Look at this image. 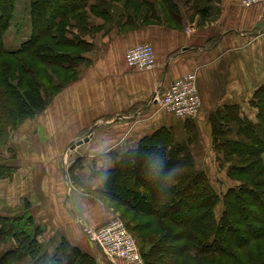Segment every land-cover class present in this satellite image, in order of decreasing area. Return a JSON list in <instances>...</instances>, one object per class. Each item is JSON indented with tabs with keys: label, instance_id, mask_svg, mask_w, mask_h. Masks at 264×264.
Masks as SVG:
<instances>
[{
	"label": "crops",
	"instance_id": "obj_1",
	"mask_svg": "<svg viewBox=\"0 0 264 264\" xmlns=\"http://www.w3.org/2000/svg\"><path fill=\"white\" fill-rule=\"evenodd\" d=\"M199 1L203 12L180 6L181 23L168 14L162 0L124 1L119 23L98 16L97 30L82 37L89 43L83 54L88 62L69 71L73 78L35 119L40 124L32 135L41 139V151L32 150L12 163L2 161L16 168L17 179L12 183L9 179L0 189V215L21 216L22 223L31 217L40 229L37 240L52 253L66 242L96 264H110L87 231L111 219L102 202L103 177L109 169L104 163H114L115 157L111 152L104 155L105 149L136 148L166 128L174 132L176 143L189 144L200 163L211 148L209 139L199 135L210 136V116L233 105L243 106L247 95L264 86V4L246 7L240 0ZM131 2L135 8H127ZM31 5L32 0H20L10 26L21 37L19 44L32 35ZM92 7L86 8L89 20L96 17ZM5 39L7 49L13 50ZM146 42L155 48L156 68H130L127 50ZM191 72L198 78L203 121L157 117L154 97ZM92 124L103 127L94 130L89 128ZM82 131L86 134L77 138ZM87 135H91L88 142L73 148ZM8 245L17 246L10 239ZM24 261L19 264L29 260Z\"/></svg>",
	"mask_w": 264,
	"mask_h": 264
},
{
	"label": "trees",
	"instance_id": "obj_2",
	"mask_svg": "<svg viewBox=\"0 0 264 264\" xmlns=\"http://www.w3.org/2000/svg\"><path fill=\"white\" fill-rule=\"evenodd\" d=\"M15 1L0 0V142L9 137L10 130L35 120L53 96L45 94L39 70L32 61L37 58L51 67L50 77L58 76L57 68L69 72L88 62L83 54L89 43L82 37L89 27V0H33L32 35L20 49L9 50L3 36L11 26ZM100 1L96 13L112 22L113 3ZM162 1L168 14L179 23L183 22L182 4L203 12L199 0ZM57 80L55 91L66 82ZM252 105L257 109L256 121L240 117L235 105L227 113L213 115L215 142L225 152L230 175L240 181L223 195L208 174L197 168L190 146L176 143L169 129L160 128L138 147L121 156L115 154L118 161L103 177L105 195L146 217L171 223L160 237L154 234L148 246L137 241L146 264H163L162 260L168 264H264V243L254 251L245 250L244 257L249 261L238 254L264 239V86L254 93ZM144 157L151 160L146 163ZM187 168L190 170L183 171ZM7 170L13 171L14 167L1 163L0 176L8 175ZM140 185L146 192L140 190ZM221 204L223 210L218 217ZM22 219L0 215V264H19L25 258L28 264H96L66 242L52 253L37 240L40 231L32 218L24 223ZM146 227L152 228V223ZM9 239L15 240L17 246H9Z\"/></svg>",
	"mask_w": 264,
	"mask_h": 264
},
{
	"label": "rangeland",
	"instance_id": "obj_3",
	"mask_svg": "<svg viewBox=\"0 0 264 264\" xmlns=\"http://www.w3.org/2000/svg\"><path fill=\"white\" fill-rule=\"evenodd\" d=\"M19 1L20 0L15 1L14 13H15V10H16V7H17V4L19 3ZM24 1L26 3H28V0H24ZM124 1H127V0H113L112 1L113 2V8H111V9L113 10V14H114L112 17V19H113L112 23L120 21V18H121L120 11H124L125 6H126V5H121ZM181 1H183V0H181ZM100 2H101L100 0H90L89 1V5H91V6L96 5L95 8H93L91 11L93 12V15L96 16L97 18L93 17L92 19H90L88 21L89 27H88V30H86V31L97 30L96 28H98L97 23L100 21V19H98L99 15L96 13V12H98V8H96V7H98V5H100ZM32 3H33V0H32ZM132 5L134 6L135 2L129 3L127 5V8L132 6ZM101 7L106 8L107 5L103 6L101 4ZM119 7L121 8V10H118ZM132 8H135V6ZM94 10H95V12H94ZM140 11H141V8L138 7L137 14H140ZM12 21H13V19H12ZM106 22H107V20H106ZM70 23H72V24L75 23V20L72 18ZM11 25H12V22H11ZM13 32H14L13 28H9L5 32V34L3 36L4 46H5V48H7L6 44H5L6 43L5 37H7V44L9 43L8 46H11L10 47L11 49L14 48L13 50H18L22 47V44H19L20 43L19 40H21V37L17 36ZM32 62L39 70L40 79L43 82V90H44L46 95H53L54 96V95H57V93L61 90V89L56 90V91L54 90V87L59 83V81L57 80L58 78H60L61 80H66V81H69V79L73 78V76H72L73 74L66 72L65 70L59 69V68H57V70H56V74L58 73L57 75L59 77L58 76L50 77L49 75H50V68L51 67L47 66L46 64H43L37 58ZM52 78H53V81L50 80ZM161 94L162 93H160L159 96H161ZM247 96H248V98L246 97L247 100H246V102H244L243 106L235 105V107H237L239 109L240 117L248 118V119H252V120L256 121L257 109L252 105L254 95L253 96L247 95ZM156 97H157V95L154 97V99L156 100V102H154L155 103L154 106L156 108L154 111V114L157 117L158 116H162V117L173 116L174 118H177V119H193L194 121L198 120L199 122L203 121V119L205 117V115H203V110H202L203 103H202L201 95H199V97L201 98V103H202L200 111H198V114L192 118L180 117V116L175 115L174 113L167 111L164 107H162V105L160 104V102L157 100ZM229 108H231V107H227L225 110L218 111L217 113H219V112L227 113ZM44 110H46V108ZM216 114H214V116ZM139 116H141V115H139ZM212 119H213V116H210V120H211L210 122L212 125V131L210 133V136H209V133L203 134V132H199V135H201V136L203 135L206 139H209L210 146H211L210 151L207 152V155H204L201 158L200 163L196 162V166L198 169H200L201 171H205L208 174L212 185L215 187L217 192H219L221 195H223L228 189H231V188L235 187L236 185L240 184V181H237L236 179H234L230 175V171H229L230 170V163H228L225 160V158H226L225 152L222 150L221 147L219 148V144H217L215 142L214 135H213V120ZM35 121L30 120V121L22 124L18 129L10 130V134H8L9 137L7 138L8 140L5 138L6 140L4 139L0 142V164L2 163V161L8 163V160H9V163H12L13 161H17L19 159V157L21 160L23 158L24 154L27 156H28V153L32 154L33 153L32 150H34L35 152L41 151V149H42V147H41L42 143H40L41 139H38L39 136H34V138H33V135H32L33 130H34V126L37 127L40 124L38 122V119ZM168 123H172L170 121V119H168ZM93 124H96V123H93ZM93 124L90 125L89 128H94V130H101L103 127V126L98 125V128H97V127H94L95 125H93ZM84 134H86V132L82 131V132L76 133V136H77V138L78 137L80 138ZM62 135H63V133H62ZM62 135L60 137L61 139H62ZM106 136H108V138L111 137L109 135H106ZM108 138H106V139H108ZM185 143L189 146V144L187 142L180 141V144H182V145H185ZM75 144L76 143H74L73 146ZM16 146H20V147H16ZM21 146H23V147H21ZM8 148H12L11 152L8 151ZM181 148H183V147H181ZM68 149H69V147H68ZM130 149H118V150L115 149L113 151V150H109L106 148L105 149L106 152L104 155H107L111 152L110 154L111 155L113 154L114 157H115L116 153L120 154V156H121L123 153H125L126 151H128ZM262 157L264 159V154H262ZM150 160H151L150 157L148 159L145 158L144 162L146 161V163H147ZM116 161H118V160L115 157L114 163H104V165L106 166V168H110V167H113L115 165ZM15 170H16V168H15ZM15 170L14 171L7 170L6 172L9 173L8 175L6 174V176H4V177L0 176V189L6 188V184H7V181H9V179H10L11 183H12V181L17 179V176L15 174ZM188 170H190V168H187L183 171H188ZM135 175L137 176L138 173L135 172ZM140 184H143V183H140ZM139 188L143 193L146 192V189L143 185H140ZM0 194H1V192H0ZM102 202H104L106 214H109L110 218L118 217L121 220H123L126 224H128L129 229L133 230L136 233V235L139 239L137 241H140L145 246H148L147 241H149L151 239V237L154 236V234H157L160 237L164 232H166V229H168L167 225H169V224L171 225V223H169V221H162L159 219L157 220L151 216L146 217L145 214L141 213V211L135 212L133 208L132 209L129 208V206H126L123 203H121L120 201L116 200L115 198L107 195V193H106V195L102 196ZM109 210H111V212ZM222 210H223V207L221 204L217 208L218 217L221 215ZM147 223H149V225H151V223H152L153 227L152 228L149 227L147 229V227H146ZM135 225H140L139 226L140 228L139 229L135 228ZM38 230L40 231V229H38ZM38 233H40V232H38ZM132 234H134V233H132ZM263 243H264V239L263 240H257L255 242H253L252 244H250L247 248H245L243 250H239L238 254L240 255V257H242L241 259H244V261H249V258L246 259L244 257L245 250L252 249L251 251H254L259 244L262 245ZM98 248H99V246H98ZM155 256H156V254H155ZM143 263L146 264L144 254H143ZM162 263L168 264L169 262H166V260H162ZM183 264H184V262H183Z\"/></svg>",
	"mask_w": 264,
	"mask_h": 264
},
{
	"label": "built area",
	"instance_id": "obj_4",
	"mask_svg": "<svg viewBox=\"0 0 264 264\" xmlns=\"http://www.w3.org/2000/svg\"><path fill=\"white\" fill-rule=\"evenodd\" d=\"M243 6L264 4V0H240ZM126 61L133 69H154L158 62L152 43H140L129 48ZM157 100L167 111L180 117L192 118L201 108L198 78L195 72L173 80ZM94 241L110 264H140L143 255L135 236L128 230L125 222L118 217L110 219L98 228L88 229Z\"/></svg>",
	"mask_w": 264,
	"mask_h": 264
},
{
	"label": "water",
	"instance_id": "obj_5",
	"mask_svg": "<svg viewBox=\"0 0 264 264\" xmlns=\"http://www.w3.org/2000/svg\"><path fill=\"white\" fill-rule=\"evenodd\" d=\"M90 138H91V135H88V136H86L84 139H80V140H79V141L73 146V148H75L77 144H81V143H84V142H88V141L90 140Z\"/></svg>",
	"mask_w": 264,
	"mask_h": 264
}]
</instances>
